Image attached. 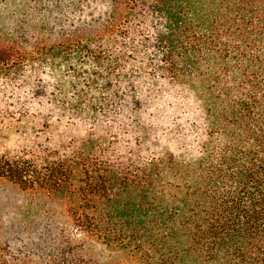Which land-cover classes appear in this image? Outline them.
Instances as JSON below:
<instances>
[{
  "label": "trees",
  "instance_id": "1",
  "mask_svg": "<svg viewBox=\"0 0 264 264\" xmlns=\"http://www.w3.org/2000/svg\"><path fill=\"white\" fill-rule=\"evenodd\" d=\"M109 2L46 35L0 7V182L84 234L0 264H264V0Z\"/></svg>",
  "mask_w": 264,
  "mask_h": 264
},
{
  "label": "rangeland",
  "instance_id": "2",
  "mask_svg": "<svg viewBox=\"0 0 264 264\" xmlns=\"http://www.w3.org/2000/svg\"><path fill=\"white\" fill-rule=\"evenodd\" d=\"M0 0V7L6 11L22 8V18L33 17L38 35L53 34L61 28L70 29L89 13L100 15L109 8V0ZM11 2H14L11 4ZM52 34V35H53ZM51 35V36H52ZM64 230V236L73 231L78 236L84 234L69 219L62 201L39 192H23L14 185L0 182V240L13 238L19 247L42 248L45 242L59 237L57 232ZM62 235V236H63ZM61 236V237H62ZM14 243V241H12ZM100 245H96L99 249ZM37 250L40 253V250Z\"/></svg>",
  "mask_w": 264,
  "mask_h": 264
}]
</instances>
